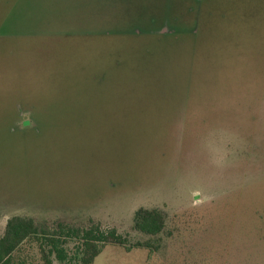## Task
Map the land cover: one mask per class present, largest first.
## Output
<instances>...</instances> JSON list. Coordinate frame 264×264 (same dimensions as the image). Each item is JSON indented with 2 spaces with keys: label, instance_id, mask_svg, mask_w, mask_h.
Here are the masks:
<instances>
[{
  "label": "rangeland",
  "instance_id": "obj_1",
  "mask_svg": "<svg viewBox=\"0 0 264 264\" xmlns=\"http://www.w3.org/2000/svg\"><path fill=\"white\" fill-rule=\"evenodd\" d=\"M26 109L36 132L13 128ZM213 198L209 252L187 211ZM162 204L165 258L106 246L93 264H264V0H0V236L28 215L131 239ZM15 262L43 264L35 244Z\"/></svg>",
  "mask_w": 264,
  "mask_h": 264
},
{
  "label": "trees",
  "instance_id": "obj_2",
  "mask_svg": "<svg viewBox=\"0 0 264 264\" xmlns=\"http://www.w3.org/2000/svg\"><path fill=\"white\" fill-rule=\"evenodd\" d=\"M177 31L173 29L170 31H142L135 30L134 28L133 32L127 36L140 37L142 35H152L163 38L166 35L177 33ZM27 114L29 119H24V115ZM91 122L97 124L96 121L90 120ZM103 123L105 122L102 121L101 125ZM40 124L41 122L35 116V113L26 109V111L18 113L14 118L13 128L17 131L36 132ZM41 126L43 125L41 124ZM75 127L81 129L76 124ZM177 130L180 132V136H177L173 143L179 142L180 139L182 142V137H184L186 130H188L185 120H179ZM181 142H179L180 145L183 144ZM249 143H251L252 147H255L252 138L250 142H247V145ZM242 144L245 143L242 142ZM247 150L245 146L244 152H240L239 156L250 157L251 155L246 154ZM251 151L254 152L255 150L251 149ZM254 155L256 157V154ZM255 159L257 160L258 158ZM255 164L256 162H253V166ZM174 188L176 189V187ZM213 202H216L214 198L203 205L190 206L189 211H187L199 214L201 219V222H197L199 223L197 225V233L189 237V243L209 252L211 251L205 245V248L202 246L203 243L200 239L208 233L209 227L204 223L210 210L208 205L213 204ZM176 203H178V199ZM15 206L24 205L19 203ZM170 212L164 204L139 207L133 216L131 229L135 233V236H132L131 239L130 235L121 234L117 229L104 230L102 227L96 225L90 228H81L83 226L81 224L83 223L71 218L62 217L55 220L57 224L54 226V224H48L47 221H38L33 216L16 215L8 220L5 231L0 236V264H16L15 260L19 253L32 244L36 245L43 264H54V261L60 264H93L106 246L122 247L129 252L133 249H144L148 251V262H151L155 255L165 258L162 253L163 250L165 251V247L174 241L178 242L177 234L169 226Z\"/></svg>",
  "mask_w": 264,
  "mask_h": 264
}]
</instances>
